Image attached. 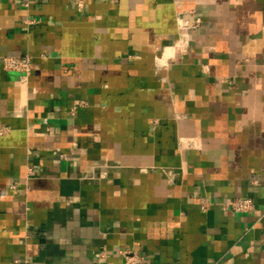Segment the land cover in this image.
I'll return each instance as SVG.
<instances>
[{
	"label": "crops",
	"instance_id": "1",
	"mask_svg": "<svg viewBox=\"0 0 264 264\" xmlns=\"http://www.w3.org/2000/svg\"><path fill=\"white\" fill-rule=\"evenodd\" d=\"M83 1L0 0V264H264V0Z\"/></svg>",
	"mask_w": 264,
	"mask_h": 264
},
{
	"label": "built area",
	"instance_id": "2",
	"mask_svg": "<svg viewBox=\"0 0 264 264\" xmlns=\"http://www.w3.org/2000/svg\"><path fill=\"white\" fill-rule=\"evenodd\" d=\"M79 5H83V0H78ZM3 65L6 69L18 71L21 78L25 81L28 80L32 71V58L24 55H5L2 58ZM10 126L0 122V135L9 132ZM255 202L252 197L236 196L224 202L225 209H233L237 212H249L254 208ZM126 259L129 264H134L136 261L135 256L126 254ZM16 261H19L17 259Z\"/></svg>",
	"mask_w": 264,
	"mask_h": 264
}]
</instances>
